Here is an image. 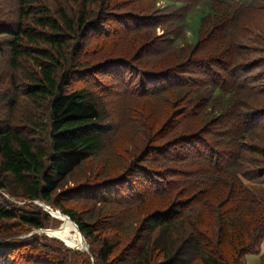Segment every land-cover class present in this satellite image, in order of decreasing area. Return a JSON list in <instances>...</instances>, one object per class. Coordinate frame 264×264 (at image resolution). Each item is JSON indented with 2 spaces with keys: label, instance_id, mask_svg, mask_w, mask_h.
Segmentation results:
<instances>
[{
  "label": "trees",
  "instance_id": "trees-1",
  "mask_svg": "<svg viewBox=\"0 0 264 264\" xmlns=\"http://www.w3.org/2000/svg\"><path fill=\"white\" fill-rule=\"evenodd\" d=\"M13 2L31 25L22 19L13 23L0 11V61L5 63L0 74V240L25 227L39 231L48 230L50 222L60 226L34 204L43 202L67 215L90 248L88 254L70 249L67 242L43 233L11 244L0 242V258L12 251L9 264H246L245 256L252 254L262 264L264 84L258 83L260 72L264 78V55L237 50L231 44L235 34L226 25L227 15L234 28L233 15L248 7L254 12L259 5L227 1L218 13L209 6L179 17L178 26L191 35V45L181 47L172 33L175 38L161 53L164 69L142 74L147 79L143 97L163 104L158 121L142 130V146L129 172L63 189L71 175L102 152L110 132L100 96L89 88L69 86L116 72L117 62L83 60V54L117 39L93 23L95 1L78 0V16L60 6L43 9L35 0ZM236 3L241 4L233 8ZM132 5L138 10L135 2ZM210 16L207 30L205 17ZM39 29L50 33L40 34ZM211 32L215 45L203 48ZM223 42L229 46L228 56ZM64 49L70 50L72 62L62 55ZM148 56L144 68L158 69L148 63ZM28 60L35 74L21 66ZM212 66L217 68L211 72ZM20 73L27 83L19 88ZM125 81H117L118 86L131 91ZM16 95L41 108L42 117L31 121L17 116ZM131 173L135 183L145 182L134 187L127 178Z\"/></svg>",
  "mask_w": 264,
  "mask_h": 264
},
{
  "label": "rangeland",
  "instance_id": "rangeland-1",
  "mask_svg": "<svg viewBox=\"0 0 264 264\" xmlns=\"http://www.w3.org/2000/svg\"><path fill=\"white\" fill-rule=\"evenodd\" d=\"M35 1L40 3L43 9H53V11H55V9L60 6L63 11L68 12L69 15L72 13V15L78 16L79 13L77 7L78 0ZM92 1H95L97 4V9L94 12L95 14L92 16L93 23L100 24V27L112 33V39L117 40H115V42L110 41L108 45L106 43L102 50H99L96 47L91 49L88 53L83 54V60L97 57L99 60L103 59L111 63L117 62V69L116 72L112 70V74H110V72H103L93 81H91V77H89L83 81L73 82L69 87L71 90L89 88L100 96L103 102L102 110L105 118L104 122L105 124L110 125V132L103 142L102 152L94 160L86 163L84 169L81 168L71 175V177L64 182L63 189H71V187L76 185L96 182L103 180V178H117L122 176V174L126 175L129 172V164L134 159V154L137 153L138 148H141L142 146L143 134L141 132L142 130L149 129V127L152 128L153 124L158 121L160 117L159 111L163 104L157 103L153 99L143 97L144 93L142 91V84H147V79L143 78L142 74L144 71L148 74L149 71L155 72L164 69L165 64L161 53H165L164 49L170 47L175 37L180 38V42L178 43L181 47L185 46L186 50L188 49L186 45H191L189 40H187L190 39L191 35L188 32H184L178 26L177 20L179 17L186 14H196L203 7L209 6H211L209 9H213L211 10L212 12L215 11L218 13L220 9H223L228 5L227 1L236 2L238 0H174L175 2H179L178 6H170L165 2H157V0ZM103 1L106 2L107 5H104ZM244 1H252L255 5L259 6L254 12H251V7H248V10L242 14L233 15L231 20L236 25L234 28H232L230 18L227 15L228 19L226 25L229 23L232 33L235 34V36L231 38V44H235L237 50H241L242 52H249L253 49L259 51V55H264V0ZM134 2L138 5V10L133 7L132 3ZM0 4V11L3 10L4 14H6L8 18H11V22L17 23L18 20L22 19L23 15L19 14L13 0H0ZM240 4L241 3H236L235 5H232V7L236 8ZM70 8H73V11H70ZM100 8L104 11H101V13L98 14ZM51 14L53 20L57 21L56 12L51 11ZM205 18L207 19L205 22L207 30H209L211 28L209 23L212 22L213 16ZM22 20L26 26L31 25L26 20ZM73 20L75 21V19ZM38 32H40V34L50 33V31H42V29H39ZM172 33L176 36L171 37L170 35ZM207 35L208 38L206 39V44L202 46L203 48L207 47L206 45L208 44L215 45L214 32L208 33ZM1 39L2 38H0V41H2ZM184 41H186V44ZM40 46L48 48L47 45L42 43ZM221 46L224 48V52L227 53L226 56H228L229 52L227 49L229 46L226 45L225 42H223V45ZM247 49L249 51H247ZM93 53H96L97 55L94 56ZM62 55H67L68 60L70 62L73 61L70 58L71 55L69 49L62 50ZM147 55H149L148 63L157 64L158 69L151 70L152 68L150 66L144 68L145 64L143 63V60ZM167 60L169 59L165 58L164 61ZM24 63L26 64H22L21 66H27L28 69H30V72L33 74L36 73V69L33 68L31 61L28 60ZM215 63L216 62H213V64ZM116 65L113 64L111 68H114ZM65 66L66 65H64V67ZM4 68V61H0V74ZM216 68L217 67L212 66L211 72ZM107 70L111 69L109 68ZM203 76L206 78L205 74H203ZM124 77H126L127 82ZM121 79L130 86L131 91L123 92V90L120 89L117 81ZM18 82V87L27 83L21 73ZM158 84L153 85L157 87ZM263 84V72H260L258 86ZM16 98L18 100L17 116H22L31 121H36L39 116L42 117V109H35L34 106L30 104L28 98L21 96L18 99L17 95ZM245 99L246 97L244 100ZM148 122L151 123L147 127L146 123ZM224 126H226V122ZM219 131V134L225 136L222 129ZM217 164L222 166L221 163ZM128 177H131L129 180H131L133 186H140L145 182L144 179H139L138 183H135L134 181L137 177L133 173L128 174L127 178ZM2 194L6 199L17 205H24V201L9 197L8 194ZM82 208L87 209L88 207L83 205ZM58 226L59 223L50 222L46 229L53 230ZM28 230L29 229L25 227L21 232H8V234L2 235L3 240H0V242L11 244L24 241L25 238H31L36 234L37 236L43 234L36 230ZM45 237L49 240L51 239L49 238L50 236ZM63 242L66 243L65 241ZM69 245L67 244L68 247H70ZM11 252L12 251H9L0 258V264H9V259L12 258ZM260 253H264V240ZM17 258L19 259V257ZM23 258L26 259V253ZM245 258L246 264H261V258H259V256L249 254L245 256ZM262 264H264V262Z\"/></svg>",
  "mask_w": 264,
  "mask_h": 264
},
{
  "label": "bare ground",
  "instance_id": "bare-ground-1",
  "mask_svg": "<svg viewBox=\"0 0 264 264\" xmlns=\"http://www.w3.org/2000/svg\"><path fill=\"white\" fill-rule=\"evenodd\" d=\"M53 210V209H52ZM54 219H57L60 221V226L57 227L54 230H45L44 232H47L48 235L51 237H58L61 240L68 242L73 245H69L70 247H79L80 246V238H79V233L76 231V227L73 223H71V219H67L65 215H62L60 212H55L54 210L51 212Z\"/></svg>",
  "mask_w": 264,
  "mask_h": 264
},
{
  "label": "water",
  "instance_id": "water-1",
  "mask_svg": "<svg viewBox=\"0 0 264 264\" xmlns=\"http://www.w3.org/2000/svg\"><path fill=\"white\" fill-rule=\"evenodd\" d=\"M34 204H36L37 206H39V207H42L43 208V210L45 211V212H47L49 215H52L51 214V212L53 211L48 205H45L43 202H34ZM57 212H60L59 210H56ZM55 211V212H56ZM63 215V214H62ZM66 217H67V219H70L67 215H65ZM71 223H73L74 225H75V227H76V231H78V233H79V238H80V246L78 247V248H76L77 250H80L81 252H83V253H86V254H88L89 253V248H90V246H88L87 245V242L85 241V239H84V237L81 235V232L79 231V229H78V227H77V225L73 222V221H71ZM45 230H40V231H38V232H41V233H45V234H47L48 235V233L47 232H44ZM57 239V238H56ZM66 246V245H65ZM67 247V246H66ZM68 248H70V249H73V248H71V247H68Z\"/></svg>",
  "mask_w": 264,
  "mask_h": 264
}]
</instances>
